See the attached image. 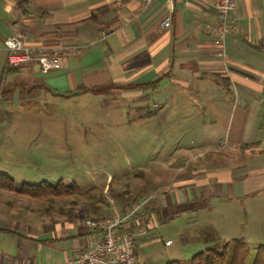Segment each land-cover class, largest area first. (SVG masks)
Here are the masks:
<instances>
[{"label":"crops","instance_id":"obj_1","mask_svg":"<svg viewBox=\"0 0 264 264\" xmlns=\"http://www.w3.org/2000/svg\"><path fill=\"white\" fill-rule=\"evenodd\" d=\"M216 1L174 0L171 26L164 28L166 0L148 6L144 0H0V91L38 97L37 88L69 98L83 89L99 95L113 89L124 105L165 107L162 118L189 139L166 165L144 170L125 203L98 204L34 233L0 229V264H61L100 238L87 217H108L147 198L130 222L145 230L135 242L134 264L138 250L155 243V232L172 220L180 221L174 227L181 249L219 248L263 233L264 0H237L224 39L210 29ZM13 35L30 47L57 50L61 67L43 72L32 60L7 69L4 41Z\"/></svg>","mask_w":264,"mask_h":264},{"label":"rangeland","instance_id":"obj_2","mask_svg":"<svg viewBox=\"0 0 264 264\" xmlns=\"http://www.w3.org/2000/svg\"><path fill=\"white\" fill-rule=\"evenodd\" d=\"M32 91L39 96L0 91V173L11 177L17 189L23 183L62 181L78 187L79 193L35 199L0 185V229L24 234L38 232L40 227L52 229L69 215L86 214L85 207L99 197L107 203H125L124 194L135 190L144 170L149 174L157 164L166 165L179 142L189 140L179 125L170 126L162 118V111L169 110H155L152 101L124 105L119 91L113 89L101 95L96 89H83L69 98L47 96L37 88ZM172 221L167 228H158L155 243L138 250L139 264L188 262L198 252L180 248L174 227L180 221ZM249 234L242 236L245 246L234 257L231 252L230 259L236 264H254L255 260L264 264V228L261 234ZM168 238L174 240L173 245L163 244Z\"/></svg>","mask_w":264,"mask_h":264},{"label":"built area","instance_id":"obj_3","mask_svg":"<svg viewBox=\"0 0 264 264\" xmlns=\"http://www.w3.org/2000/svg\"><path fill=\"white\" fill-rule=\"evenodd\" d=\"M148 6L153 0H144ZM168 15L161 22L162 27L171 26V12L174 0H166ZM217 24L210 27L212 34L222 39L230 33L233 25V14L237 9V0H217ZM7 68L15 69L37 60L43 72L57 70L61 67L62 56L57 50L36 49L27 45L19 35L5 39ZM224 142V141H223ZM149 198L133 203L122 212L111 216L87 219L86 225L100 233V238L88 249L67 258L61 264H134L135 242L145 230L138 226L131 227L130 222L139 213Z\"/></svg>","mask_w":264,"mask_h":264},{"label":"trees","instance_id":"obj_4","mask_svg":"<svg viewBox=\"0 0 264 264\" xmlns=\"http://www.w3.org/2000/svg\"><path fill=\"white\" fill-rule=\"evenodd\" d=\"M7 69L10 70V68ZM0 185L9 190H16L21 194L33 197L35 199H45L49 197H65L79 193L78 187L74 185L73 186L65 185L64 183H62V181L58 182L57 184H51L45 181L40 184L23 183L21 187L17 189L13 179H11V177H9L6 174L0 175ZM98 199L99 200H94V202H92L91 205H88V207H85V210L87 211L94 209L96 210L99 207L98 204H103L106 202L103 201L101 197H99ZM99 218H103V217H99ZM87 219H97V218H87ZM245 244L246 242L243 241L242 238H236L231 241H227L223 243V245L220 248L211 247L202 251H198L192 255V257L188 262H180L177 260H172L169 261L167 264H236L233 261V259L232 260L230 259L231 252H233V257H234L236 250L239 248H243ZM254 264H257V260H255Z\"/></svg>","mask_w":264,"mask_h":264}]
</instances>
